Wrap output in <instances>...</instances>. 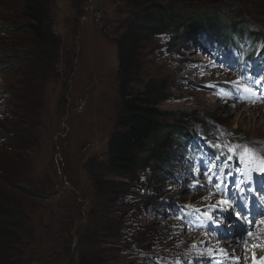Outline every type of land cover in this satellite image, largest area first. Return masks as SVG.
Here are the masks:
<instances>
[{
  "label": "rangeland",
  "instance_id": "1",
  "mask_svg": "<svg viewBox=\"0 0 264 264\" xmlns=\"http://www.w3.org/2000/svg\"><path fill=\"white\" fill-rule=\"evenodd\" d=\"M11 1L21 2L0 4ZM156 5L173 8V22L180 24L188 15L220 13L223 23L233 17L249 32H264V0H48L47 26L62 46L43 67L30 35L0 31V264H193L186 262L189 254L206 262L199 248L208 250L214 239L230 235L217 237L197 226L190 231L178 218L189 202L202 220L210 215L209 207L219 206L214 198H224H209L203 191L209 181L217 184L224 174L223 183L239 190L249 167L239 165L237 156L254 165L264 153V109L246 101L244 62L235 64L224 52L223 65L216 62L214 41H205V55L199 43L206 36L197 43L183 25L178 41L143 33L132 43L129 93L165 86L158 110L172 139L167 161L154 175L135 168L125 180L108 168V142L122 129L119 44L138 13ZM245 63L264 74V64ZM257 85L254 96L264 76ZM191 131L196 140L185 142ZM227 160L233 164L228 178ZM242 197L250 203L252 195ZM258 199L253 204L262 211L264 198ZM232 237L243 243L241 235ZM240 250L239 264L251 262V252Z\"/></svg>",
  "mask_w": 264,
  "mask_h": 264
},
{
  "label": "trees",
  "instance_id": "2",
  "mask_svg": "<svg viewBox=\"0 0 264 264\" xmlns=\"http://www.w3.org/2000/svg\"><path fill=\"white\" fill-rule=\"evenodd\" d=\"M47 1L21 0L18 5L15 1H11L9 4H0V31L7 30L15 38H18L20 34L30 35L34 46L38 47V64L42 63L43 67L44 63L52 64L58 58L62 46L61 40L55 37L47 26L48 18L45 12ZM173 10V8L160 5L147 6L142 9L131 26L128 27V33L121 41L122 43L119 44L118 58L122 102L121 117L117 126L122 127V129H117L108 142L107 164L116 177H122L125 180H128L130 171L135 168L147 170L154 175L156 170L167 161L166 148L168 147L166 146L167 142L172 139L170 130L160 123L163 114L158 110V106L165 96V86L151 84L142 92L129 93L132 43L138 37L142 36L143 33L168 35L174 41H178L180 38L176 39L179 35L177 28L184 25L189 36L196 41L199 34L208 32L211 37L219 41L230 40L235 43L238 40L243 43L249 42L254 46L260 42L264 49V32L260 30L256 33L249 32L247 26L241 27L242 23L237 18L229 17L227 22L223 23L222 17L219 16H223V14L220 13L219 15L201 14L192 17L188 15L181 25L173 22ZM4 14L13 18L3 19L1 16ZM244 23L250 24L247 21ZM6 24L9 26L8 29L4 26ZM207 27L210 29L204 30ZM2 60L3 51H0V63ZM43 70L47 71V69ZM186 133L184 134L185 137L183 136L184 141L190 132L187 135ZM122 184L128 186L127 182ZM24 191L34 195L31 190L24 189ZM3 213L5 212L0 208V218ZM2 228L0 222V235Z\"/></svg>",
  "mask_w": 264,
  "mask_h": 264
},
{
  "label": "bare ground",
  "instance_id": "3",
  "mask_svg": "<svg viewBox=\"0 0 264 264\" xmlns=\"http://www.w3.org/2000/svg\"><path fill=\"white\" fill-rule=\"evenodd\" d=\"M261 105V104H260ZM257 107L255 106V108H253V112H255V110L254 109H256ZM260 108V107H259ZM261 109H259V111H260ZM250 112V111H249ZM262 111H260L259 113H261ZM263 113H261V115H262ZM259 115V114H258ZM264 121V120H263ZM262 132V131H261ZM263 134H261V136H262ZM261 178H262V184L264 185V174L262 173V176H261ZM175 195H181L180 194V192H178L177 194H175ZM204 195V194H203ZM180 198H182V196H180ZM220 230L219 229H216V231L214 232L216 235L218 234V232H219ZM213 233V234H214ZM223 234H230V236L232 237V236H234V235H236V237H238L239 235H241L239 232H234V233H229L228 231L227 232H225V230L224 231H220V237H221V235H223ZM217 237H219L218 235H217ZM233 238V237H232ZM223 239V238H222ZM207 240V239H206ZM212 240V239H211ZM209 241V240H208ZM213 241V240H212ZM214 241H215V246L214 247H212V248H215V247H221L222 246V244L223 245H225V243H224V239L222 240V241H217V240H215L214 239ZM226 243H228V245H230V243H233V244H235V245H238V246H240V249H242V248H244V244L246 243V241H245V239H243V243H242V241L241 240H239V239H234V240H232V239H229V241L227 242L226 241ZM257 243H258V245H257V249H258V251H261L262 252V254H258L259 256H263L264 254V238H258V240H257ZM246 249V248H245ZM217 252V251H216ZM240 252V251H239ZM239 252H237V251H234V253L233 254H237V255H239ZM246 257V256H245ZM253 259L254 258H252L251 259V262L253 261ZM245 262V261H244ZM227 264H239V260L238 261H232V260H230V261H228V263ZM248 264H249V262H248Z\"/></svg>",
  "mask_w": 264,
  "mask_h": 264
}]
</instances>
